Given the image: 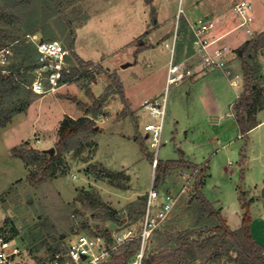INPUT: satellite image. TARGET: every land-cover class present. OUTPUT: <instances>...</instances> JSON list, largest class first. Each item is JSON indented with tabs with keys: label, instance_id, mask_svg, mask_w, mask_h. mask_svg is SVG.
I'll list each match as a JSON object with an SVG mask.
<instances>
[{
	"label": "rangeland",
	"instance_id": "1",
	"mask_svg": "<svg viewBox=\"0 0 264 264\" xmlns=\"http://www.w3.org/2000/svg\"><path fill=\"white\" fill-rule=\"evenodd\" d=\"M149 1L0 0V30L14 52L17 41L36 30L46 31L69 49L73 30L74 52L97 64L91 71L95 82L90 81V73H81L56 94L30 93L32 102L27 110L0 127V235L20 250L4 264H40L56 245L61 248L78 233L108 236L127 229L138 234L140 217L130 220L127 215L132 206L147 197L154 166L136 134L144 138L155 157L152 140L145 137L143 126L158 121L144 110L146 98H165L156 158H183L203 166L204 197L220 210L231 229L240 226L246 203L252 236L264 247V123L251 133L239 135L230 104L237 99L240 87L230 86L219 70L205 71L165 88L170 58L165 43L170 44L176 28L179 37L174 54L181 58L188 55L190 35L187 28L181 29L182 17L176 22L179 0ZM209 2L182 0V7L194 19L206 13ZM219 3L218 6L227 5V0ZM243 29H236L226 38L232 51L249 37ZM262 56V52L257 54L259 62ZM107 72H115L126 104L113 91L115 85ZM84 85L94 97L110 92L102 113L95 117L97 131L83 137L76 149L62 156L53 176L34 185L27 178L28 170L34 166H25L11 149L55 150L62 119L79 118L87 113L84 105L92 104ZM26 92L19 87L13 101ZM260 117H264V110ZM178 170L193 177L189 189L179 195L168 218L151 234L146 255L174 244L182 230L196 225L199 213L190 198L195 170L172 171L159 183L158 190L160 196L167 189L177 191L184 181ZM111 211L116 212L117 220L106 217ZM193 249L194 256L187 264H234L228 256L215 260L201 257Z\"/></svg>",
	"mask_w": 264,
	"mask_h": 264
},
{
	"label": "trees",
	"instance_id": "2",
	"mask_svg": "<svg viewBox=\"0 0 264 264\" xmlns=\"http://www.w3.org/2000/svg\"><path fill=\"white\" fill-rule=\"evenodd\" d=\"M149 2L147 0V3ZM182 19L181 29L184 30L187 28L186 20L184 17ZM36 32L39 31H33L32 34ZM39 33L43 39L54 40V37L46 31L41 30ZM74 39L75 33L71 30L68 41L71 56L67 59L71 65L70 74H65L64 77H73L80 69L82 73H90V81L95 82V77L91 73L92 70L86 69L97 64L93 65L91 61L82 60L74 52ZM189 43L190 52L191 36ZM17 45L15 52L12 49V63L9 66L11 72L0 71V127L6 126L15 114L26 111L32 102L29 97L32 92L20 83V79L26 80V76L16 78L13 76L12 71L30 63L34 59L35 51L33 46L25 43L24 40H18ZM4 46H6L5 34L0 30V48ZM263 49L264 32L255 34L233 51L240 61L243 80L242 91L232 106L240 135H246L257 125L256 112L264 107V88L262 85L264 73L261 63L256 57ZM176 58L179 57L176 56ZM75 64L79 66V69ZM106 74L115 85L113 91L119 93L126 104L123 96V86L116 77L115 72H107ZM21 86L26 89L27 95L13 101L12 96L19 94V87L21 88ZM83 88H85L86 94L93 99L92 104L84 105L87 111L85 115L79 118L65 116L62 119L57 129L58 139L55 144L54 155H49L45 151L34 148L24 149L15 146L11 149L13 155L19 157L25 166H34V169L28 170L27 174L28 180L34 185L44 181L47 176H53L62 156L70 150L76 149L84 139L83 137H89L97 131L95 129V117L102 113L103 105L110 92L94 97L88 85H84ZM136 138L139 139L141 149L148 160L153 163V153L148 150L144 144V138L141 137L139 132H137ZM181 168L196 171L190 191L191 202L199 213L196 225L182 230L174 244L152 254H145L144 264H187L186 261H190L194 256L193 247L199 251L201 257L205 255L216 260L225 255L234 264H264V247L251 235L248 205L243 204L245 212L242 215L240 226L237 229H231L221 215L220 210L216 209L202 194L203 170L199 165L183 158L167 161L157 159L154 166V187L158 188L159 183L172 171ZM145 202L146 198L142 197L138 205L132 206L127 215L128 219L135 220L138 217L141 219ZM106 217L112 220L118 219L115 211L109 212ZM58 245L52 249L51 254L64 248L63 243L61 248ZM137 246V240L124 244L116 254H113L112 264H125L133 256ZM39 262L42 264V261Z\"/></svg>",
	"mask_w": 264,
	"mask_h": 264
},
{
	"label": "built area",
	"instance_id": "3",
	"mask_svg": "<svg viewBox=\"0 0 264 264\" xmlns=\"http://www.w3.org/2000/svg\"><path fill=\"white\" fill-rule=\"evenodd\" d=\"M232 14L235 20L233 29L244 28L250 33L249 26L254 20L252 3L249 0L237 1L232 6ZM181 17L185 18L187 30L191 36V51L181 58L177 59L175 57L174 48L179 37L175 28L170 44L165 43V46L170 49V58L167 62L165 76L166 89L205 71L224 70L229 55L232 53L230 46L223 41L230 30L218 35L214 33L221 23L220 20L214 18L189 20L182 7V0H179L175 14L177 24ZM24 41L33 46L34 59L17 70H13L12 74L16 78L26 76V80L20 79V83L33 94L41 96L56 94L70 80L82 73L79 66L75 64L79 69L78 73L73 77H64L65 74H70L71 65L67 60L70 56V50L61 42L43 39L36 33L27 34ZM12 53L10 45L0 48V71L11 72L9 66L12 63ZM86 70H92V67ZM238 79V75H236L232 83L238 84ZM143 108L158 120L157 122L146 123L143 126V130L151 138L154 146L153 166H155L156 154L161 143L165 98H161L160 101L146 98L143 100ZM178 171L184 181L177 191L167 189L160 196L158 188L154 187L153 184L149 188L138 234L134 235L127 229L110 232L108 236L101 233H78L67 239L62 250L44 258L42 264H112L113 254H116L120 247L132 240H137L138 246L133 256L125 264H144L145 247L151 234L159 224L168 218L179 195L189 189V183L193 177L189 174L186 175L182 170ZM19 251L18 246L13 244L11 240L4 235H0V264L8 262Z\"/></svg>",
	"mask_w": 264,
	"mask_h": 264
},
{
	"label": "crops",
	"instance_id": "4",
	"mask_svg": "<svg viewBox=\"0 0 264 264\" xmlns=\"http://www.w3.org/2000/svg\"><path fill=\"white\" fill-rule=\"evenodd\" d=\"M219 1H221V0H210V2H209L210 4H208L207 9L205 10L206 13L204 15H200V16L194 17V19L193 18L191 19L186 14L185 15H186V17L189 20H197L198 18H207V19H213L214 18V19L220 20L221 23L216 28V30L214 31V33L216 35H218L220 33L228 32L230 30L226 34V36L224 37V39H223V41L226 42L230 46V44L228 43L230 41L228 39H226V38L232 32H234L236 29H239V28L233 29V27L235 25V20L233 18V14H232V6H233L234 3H236L239 0H227V5H219L218 6V4H220ZM249 1L253 5L254 20H253V22L249 26V28L251 30L250 33L247 32L245 29H243L244 32L249 35V37L244 38L243 41H242V43H244L246 40L251 39L255 34H259V33L264 32V0H249ZM240 45H238L237 47H239ZM73 47H74V45H73ZM237 47H234L233 50L236 49ZM230 48L232 49L231 46H230ZM74 51H76L75 50V47H74ZM261 52L263 53V56H262V58L260 60V63H261V66H262V71L264 73V49ZM166 68H167V65H166ZM240 70H241L240 61L236 57V55H235V53L233 51L229 55V59L227 61V64H226L225 69L224 70H219V71L222 72V74L228 80L230 86H238V87H240V91L237 93V95H236L237 97L236 98L239 97V95H240V93L242 91V87H241V71ZM236 75H238V78H239L238 80L239 81H238V84H233L232 81H233V79L235 78ZM218 77H220V79L223 81V79H224L223 77H221V76H218ZM219 82L221 83V81H219ZM262 85H263V88H264V82H263ZM219 102H222V97L219 99ZM234 102H232L230 104L231 107L233 106ZM263 110H264V107L261 108V109H259L256 112L255 119L257 121V125L250 130L251 132H253L254 130H256L259 126H261L264 123V117H260V113ZM232 114H233V112H232ZM233 116H234V114H233ZM250 131L248 133H251ZM146 136H147V134H145V137ZM199 167L202 168V170H203V184H204V180H205V177L204 176H205V172L206 171L203 169V166L199 165ZM250 231H251V229H250ZM251 235H252V231H251Z\"/></svg>",
	"mask_w": 264,
	"mask_h": 264
},
{
	"label": "water",
	"instance_id": "5",
	"mask_svg": "<svg viewBox=\"0 0 264 264\" xmlns=\"http://www.w3.org/2000/svg\"><path fill=\"white\" fill-rule=\"evenodd\" d=\"M48 152L49 155H52L54 152V148H49L48 150H46Z\"/></svg>",
	"mask_w": 264,
	"mask_h": 264
}]
</instances>
